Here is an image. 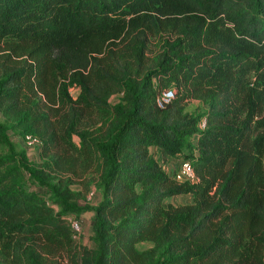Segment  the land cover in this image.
<instances>
[{
  "label": "trees",
  "instance_id": "1",
  "mask_svg": "<svg viewBox=\"0 0 264 264\" xmlns=\"http://www.w3.org/2000/svg\"><path fill=\"white\" fill-rule=\"evenodd\" d=\"M0 112L2 263L73 247L79 264H264V0H0ZM10 132L38 137L49 170ZM95 172L102 197L84 205L71 185ZM87 212L92 249L68 220Z\"/></svg>",
  "mask_w": 264,
  "mask_h": 264
},
{
  "label": "rangeland",
  "instance_id": "2",
  "mask_svg": "<svg viewBox=\"0 0 264 264\" xmlns=\"http://www.w3.org/2000/svg\"><path fill=\"white\" fill-rule=\"evenodd\" d=\"M71 91L75 97L79 93L78 89H72ZM121 95H122L121 93H118L117 95H115L112 102L113 103L118 102L121 98ZM187 107L190 112L198 116L204 115L208 110V106L205 103L197 99L188 101ZM0 118H1V121L4 120L1 112H0ZM10 138L12 142L14 143L17 152L21 156H24L33 167L38 168V169H45L46 171L49 170V168L46 167L47 157L43 156L41 145L35 148H29L26 146L24 142L23 135L19 133H15V132H10ZM75 140L77 141V137H75ZM7 152H8V146L0 143V155L6 154ZM153 153H155L156 157L161 161V157L159 156L160 150L155 147L153 148ZM174 160L171 161L173 163L170 162L171 165L169 166L172 170H175V168H178L179 162H180L179 161L175 163ZM169 167L167 166V170L169 169ZM56 175H57L56 173L51 172L50 180L56 181ZM90 177H92L91 182L89 183L87 188L83 185V181L82 182L78 181L77 183H74L71 185L72 189L81 191L83 195L81 198L82 199L81 202L84 205L98 204L100 202L99 195L102 194V187L99 181V174L95 172L91 174ZM76 179L83 180L82 177L76 178ZM25 185L29 191L38 192V193H46L45 189L41 188L38 184L33 182L29 177H26ZM92 191L94 192V195H91ZM45 196L46 198H48L47 195ZM171 202L175 205H180L182 203H186L187 199L185 197L184 198L176 197L172 199ZM92 217H93L92 214L89 212L81 216L80 219L83 224V229H82V234L80 238L77 239L75 242V244H77V247L82 246V247H87V248L89 247L90 249H92L95 246L92 240V234H93L92 224H91ZM152 245H153L152 242H143L139 244V247L141 249H145ZM81 254H82V249H74L73 247H71V249L68 251L61 250V251H57V252L55 251L51 253L49 257L47 258V262L48 264H79ZM1 259L2 258H0V264H10L8 262L2 263Z\"/></svg>",
  "mask_w": 264,
  "mask_h": 264
},
{
  "label": "built area",
  "instance_id": "3",
  "mask_svg": "<svg viewBox=\"0 0 264 264\" xmlns=\"http://www.w3.org/2000/svg\"><path fill=\"white\" fill-rule=\"evenodd\" d=\"M175 97V92L172 88L164 89L159 92L157 96V103L160 107H164L167 105L173 98ZM206 126V117H203L199 128L204 129ZM24 142L27 147L35 148L41 145V141L38 137L33 135H26L23 137ZM173 163V162H171ZM171 164H164L165 169L167 170V166L169 167ZM170 175H172L176 180L184 182L190 181L195 182L197 180V176L193 167V164L189 160L180 161L178 168L172 170L170 167L167 170ZM91 195H94V192H91ZM69 224L73 231V237L77 240L80 238L82 234L83 224L79 217L75 215H71L69 218Z\"/></svg>",
  "mask_w": 264,
  "mask_h": 264
},
{
  "label": "crops",
  "instance_id": "4",
  "mask_svg": "<svg viewBox=\"0 0 264 264\" xmlns=\"http://www.w3.org/2000/svg\"><path fill=\"white\" fill-rule=\"evenodd\" d=\"M159 156L161 157L162 155H161V152H160V154H159ZM172 161L174 160V159H171ZM180 160H178V159H175L174 160V162L175 163H177V162H179ZM101 197H102V194H100L99 195V200H101ZM178 198H184L183 196H177ZM174 198H176V197H174ZM174 198H172V199H174ZM186 199H187V201H189V198L188 197H185ZM172 199H171V201H172ZM89 213H91L92 215H93V212H89Z\"/></svg>",
  "mask_w": 264,
  "mask_h": 264
}]
</instances>
